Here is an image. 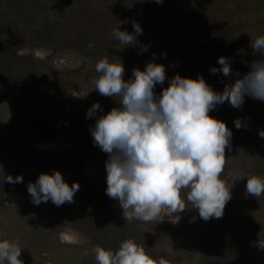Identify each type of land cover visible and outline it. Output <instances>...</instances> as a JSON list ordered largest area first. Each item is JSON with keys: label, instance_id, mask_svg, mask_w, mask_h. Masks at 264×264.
I'll return each instance as SVG.
<instances>
[{"label": "rangeland", "instance_id": "1", "mask_svg": "<svg viewBox=\"0 0 264 264\" xmlns=\"http://www.w3.org/2000/svg\"><path fill=\"white\" fill-rule=\"evenodd\" d=\"M13 1L0 0V240L18 242L23 264H96V246L117 250L129 238L169 264H264V249L257 246L264 239V195H246L248 177H264V101L246 96L239 109L225 102L209 113L232 130L222 177L232 183L243 176L219 219L205 221L189 205L176 222L166 210L152 222H127L119 201L106 194L108 154L91 134L96 120L119 106L118 98L94 90L100 59H120L126 81L135 68L163 64L166 80L156 85L157 95L177 74L203 76L223 92L253 60L264 58L251 48L264 36V0H166L169 17L152 0H43L38 9L33 0L20 8ZM86 6L108 23L98 30L101 36ZM133 22L143 29L137 45L120 44L113 31L119 25L133 32ZM85 31L101 42L95 57L77 49L81 43L74 40ZM220 57L230 58L231 76L210 71L221 68ZM97 102L101 109L88 118ZM237 118L244 123L240 129ZM55 171L69 185L79 183L74 202L36 205L29 182ZM20 175L22 183L6 180Z\"/></svg>", "mask_w": 264, "mask_h": 264}, {"label": "clouds", "instance_id": "2", "mask_svg": "<svg viewBox=\"0 0 264 264\" xmlns=\"http://www.w3.org/2000/svg\"><path fill=\"white\" fill-rule=\"evenodd\" d=\"M133 29L121 31L118 25L112 35L120 44L135 46L143 29L138 22H133ZM251 48L254 55L264 56V36L252 41ZM218 64L221 68L210 69L213 74L232 75L230 58L220 57ZM95 71L100 75L93 80L94 90L118 98L119 106L101 115L91 134L94 144L108 154L106 194L119 201L126 221L152 222L166 210L165 216L176 222L189 205L205 221L222 218L232 185L243 176L232 178V183L222 177L232 130L209 113L225 102L239 109L246 96L264 101V58L253 60L249 71L226 85L223 92L214 91L203 76L193 79L177 74L157 95L154 89L164 84L166 69L155 62L144 70L133 69V78L127 81L120 59L110 61L105 56L96 63ZM100 109L99 102L95 103L88 118ZM235 126L240 129L244 123L237 118ZM259 135L264 138V130ZM6 180L22 183L23 176H7ZM79 188L78 182L69 185L60 171L42 173L28 184L36 205L49 200L56 206L73 203ZM246 195H264V177H248ZM257 246L264 249V239ZM93 252L96 264H169L164 257L153 258L131 238L117 250L96 246ZM21 253L18 242L0 240V264H23Z\"/></svg>", "mask_w": 264, "mask_h": 264}, {"label": "trees", "instance_id": "3", "mask_svg": "<svg viewBox=\"0 0 264 264\" xmlns=\"http://www.w3.org/2000/svg\"><path fill=\"white\" fill-rule=\"evenodd\" d=\"M153 5L155 6V9H157L160 13L165 14L167 17H169V15L172 13L171 10H169L170 4L169 2H167L166 0H164V2L162 4H157L154 2V0H152ZM31 5L33 8H41L43 5V0H33L31 2ZM13 6H16L18 8L25 6V2H23V0H14L13 1ZM84 13L85 16L93 19L94 21L98 20V25L99 28H97V33H102L100 31H98L99 29L101 30L102 28L105 30L107 29L108 23L103 19V17L101 16V14H97L96 11L92 10L89 8V6H86V8L84 9ZM1 27V25H0ZM91 32H95L94 30H91ZM98 33V34H99ZM86 31L81 35V37L76 38V40H74L75 42H77L76 46L78 47V45L81 43V48H77L79 49V51L85 52V53H89L90 55H93L94 57L99 54L100 49L102 48L100 45V41L93 38L92 40H90L89 36L86 35ZM100 35V34H99ZM101 36V35H100ZM0 38L3 39L4 36L2 34H0ZM74 41L72 43H74Z\"/></svg>", "mask_w": 264, "mask_h": 264}]
</instances>
